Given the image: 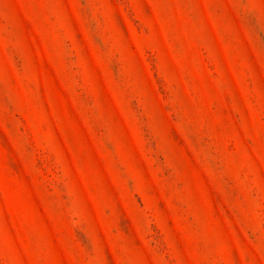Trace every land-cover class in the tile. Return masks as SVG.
<instances>
[{
  "label": "rangeland",
  "instance_id": "374dc122",
  "mask_svg": "<svg viewBox=\"0 0 264 264\" xmlns=\"http://www.w3.org/2000/svg\"><path fill=\"white\" fill-rule=\"evenodd\" d=\"M0 264H264V0H0Z\"/></svg>",
  "mask_w": 264,
  "mask_h": 264
}]
</instances>
